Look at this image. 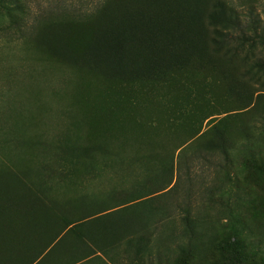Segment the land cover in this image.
Instances as JSON below:
<instances>
[{"label":"trees","instance_id":"1","mask_svg":"<svg viewBox=\"0 0 264 264\" xmlns=\"http://www.w3.org/2000/svg\"><path fill=\"white\" fill-rule=\"evenodd\" d=\"M7 1L0 0V6ZM257 3L97 0L91 9L78 8L76 29L54 19L47 23L49 38L36 44L70 68L121 87L137 103L148 104L165 91L182 95L192 111L195 100L204 99L199 111H192L190 137L168 148L163 136L154 144L143 134L150 148L129 157L122 143L111 148L113 135L87 134L85 120L73 121L62 137L40 144L43 162L38 172L47 183L59 180L68 186L117 166L143 176L136 191L125 193L124 203L112 208L142 199L150 204L144 233L126 225L112 226L108 233L110 244L123 241L142 264H168L160 239L170 223H178L171 235L179 242L176 251L186 257L210 241L217 253L238 264L250 251L247 243L256 238L243 213H248L257 191L264 194V13L262 17ZM23 205L27 210L29 203ZM222 215L226 222L219 225ZM79 222L70 223L68 231ZM217 225L229 230L228 241H217ZM67 229L53 230L49 244ZM84 229V237L96 243L92 229ZM152 240L159 248L156 257Z\"/></svg>","mask_w":264,"mask_h":264},{"label":"rangeland","instance_id":"2","mask_svg":"<svg viewBox=\"0 0 264 264\" xmlns=\"http://www.w3.org/2000/svg\"><path fill=\"white\" fill-rule=\"evenodd\" d=\"M257 1L263 17L264 0ZM96 2L15 0L14 4L8 0L0 6V264H26L28 254L31 258L33 248L43 239L42 236L37 238L36 232L52 235L57 228L65 230L70 223L85 220L99 210L121 205L125 193L135 192L143 182L138 171L117 166L103 172L101 177H80L68 186L59 180L47 183L38 172L43 162L41 143L59 139L73 121L85 120L89 127L87 134L99 131L113 135L115 142L111 148H119L122 143L129 157L150 148L145 144V137L155 144L158 137L163 136L168 148L178 141H187L193 112L196 114L204 103L199 96L192 112L182 95L165 91L148 104L137 103L121 87L84 75L37 47V42L50 36L47 23L62 19L76 29L78 8L91 9ZM40 15V20L36 21ZM76 49H79L78 44ZM186 81L185 85L190 86L192 80ZM256 196L255 202L247 206L248 213H243L244 223L252 228L256 238L253 244L247 243L250 251L238 264H264V194L257 191ZM26 203H29L27 210L23 207ZM147 208L150 204L143 199L135 201L114 212L109 223L115 229L126 225L129 230L137 231L140 227L142 235ZM28 210H33V214L28 215ZM220 217L219 225H224L227 217ZM29 219L36 224H28ZM42 220L45 229L38 226ZM219 225L216 226L217 241H228L229 230H220ZM29 226L36 228L25 231ZM89 226L93 229L88 222L66 234L68 245L58 254L57 264H65L61 260H66V255L75 256L70 261L76 259L81 244L77 232ZM178 228L176 222L166 225L160 239L168 264H237L217 253L210 241L192 257L179 254L176 251L179 242L171 235ZM106 242L111 247L110 242ZM150 244L156 257L157 243L152 240ZM29 246L32 247L29 249ZM142 246L143 242L140 248ZM125 250V243L120 250L118 246L114 248L116 255L123 253L124 258ZM129 256L133 264H142L132 250ZM70 261L68 264H73Z\"/></svg>","mask_w":264,"mask_h":264},{"label":"crops","instance_id":"3","mask_svg":"<svg viewBox=\"0 0 264 264\" xmlns=\"http://www.w3.org/2000/svg\"><path fill=\"white\" fill-rule=\"evenodd\" d=\"M101 209L104 208L101 207ZM121 209L124 208L118 207L106 210H99L95 215H92L85 220H81V222L76 225L75 230H77V228L79 229V227L82 228L83 226H86V224L90 222L91 226L93 227L92 229L89 226V228L92 229L91 234L97 238V241L96 243L90 242L87 237H84L85 232L79 230V232H77V235L80 239L79 244H81L78 247L76 259L74 261H70L75 257L73 256V254H70L66 255V260L65 258L63 260L60 259L61 262H66L65 264H68L69 261L73 264H130V256L128 251L129 249L127 245L125 250V258L123 253L121 254V256H119V253L116 255V253L114 252V248H117V246L119 250L121 249V246L124 243L123 241H120L121 244L119 242H116L115 244H110L111 247H109L108 242H106V240H108V233L111 230L110 228L112 227V223H109V220L112 216H114V212L119 211ZM38 226L43 227V229L46 228L44 222L39 223ZM72 227L73 226H70L66 230V232L68 233V230ZM66 232L63 233V235H61L51 244H49V233L46 232V234L41 235L40 232H36L35 236L37 238L42 236L43 239L42 241H40L39 246L33 248L31 258L28 254L26 264H57L58 254L64 252L66 250V246L68 245V241H65V237L67 234ZM31 247L29 246L28 248L30 249ZM71 255L73 257H70Z\"/></svg>","mask_w":264,"mask_h":264}]
</instances>
